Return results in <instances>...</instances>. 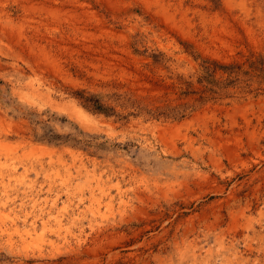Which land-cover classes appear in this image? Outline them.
Here are the masks:
<instances>
[{
    "label": "rangeland",
    "instance_id": "obj_1",
    "mask_svg": "<svg viewBox=\"0 0 264 264\" xmlns=\"http://www.w3.org/2000/svg\"><path fill=\"white\" fill-rule=\"evenodd\" d=\"M0 264H264V0H0Z\"/></svg>",
    "mask_w": 264,
    "mask_h": 264
},
{
    "label": "trees",
    "instance_id": "obj_2",
    "mask_svg": "<svg viewBox=\"0 0 264 264\" xmlns=\"http://www.w3.org/2000/svg\"><path fill=\"white\" fill-rule=\"evenodd\" d=\"M83 105L85 108L99 113L108 114L109 109L105 108L100 104L99 100L95 97L85 98L83 100Z\"/></svg>",
    "mask_w": 264,
    "mask_h": 264
}]
</instances>
